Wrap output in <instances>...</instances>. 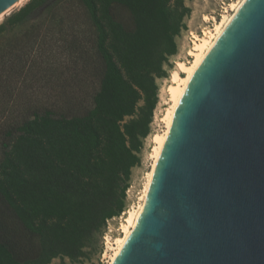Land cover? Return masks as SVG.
Returning <instances> with one entry per match:
<instances>
[{"label": "trees", "instance_id": "16d2710c", "mask_svg": "<svg viewBox=\"0 0 264 264\" xmlns=\"http://www.w3.org/2000/svg\"><path fill=\"white\" fill-rule=\"evenodd\" d=\"M77 1L97 32L99 89L82 114L29 105L22 117L0 122L13 124L0 130V264L81 261L108 219L124 211L132 168L151 132L157 78L168 75L191 13L185 0ZM54 2L30 0L0 24L1 101L23 105L11 82L30 67L20 40L5 36Z\"/></svg>", "mask_w": 264, "mask_h": 264}, {"label": "water", "instance_id": "95a60500", "mask_svg": "<svg viewBox=\"0 0 264 264\" xmlns=\"http://www.w3.org/2000/svg\"><path fill=\"white\" fill-rule=\"evenodd\" d=\"M113 264H264V0L244 2L194 74Z\"/></svg>", "mask_w": 264, "mask_h": 264}, {"label": "rangeland", "instance_id": "374dc122", "mask_svg": "<svg viewBox=\"0 0 264 264\" xmlns=\"http://www.w3.org/2000/svg\"><path fill=\"white\" fill-rule=\"evenodd\" d=\"M29 1L24 0L10 12L3 14L0 17V24ZM232 1L234 0H185V4L191 8V13L185 17L187 28L176 38L178 52L170 56L168 64L165 65L168 75L157 78L159 99L154 110L151 132L144 140L140 154L141 164L132 168L124 211L108 219L103 231L96 234L93 242L86 248L88 255L81 261L57 257L51 264H107L108 258L104 257L107 251V237L114 241L121 234L120 227L125 212L131 205L137 203L142 195L145 174L151 164L149 158L152 149L151 135L163 126L160 120L166 106L163 86L166 85L172 69L176 67V61L179 58L186 60L191 47L192 32L201 33V29L207 25L204 17L215 16L216 19H221L223 8ZM120 11L124 19L130 22L128 12ZM12 36L20 40V46L26 51L25 60L30 67L24 79L15 84L11 82L13 93H18L22 97L23 105L20 103L11 105L14 101L12 98L0 100V122L5 117L14 120L22 117L29 105L35 109L49 108L57 114L68 116L82 114L93 106V97L99 89L104 64L97 50V32L87 12L77 0H55L53 5L35 14L22 28L5 37ZM6 41L5 38L4 42ZM142 103L143 101H140L139 105ZM134 117L136 115L128 116L126 120ZM9 125L13 124L0 123V130Z\"/></svg>", "mask_w": 264, "mask_h": 264}, {"label": "bare ground", "instance_id": "6f19581e", "mask_svg": "<svg viewBox=\"0 0 264 264\" xmlns=\"http://www.w3.org/2000/svg\"><path fill=\"white\" fill-rule=\"evenodd\" d=\"M23 1L24 0H18L14 6ZM245 1L246 0L232 1L227 7L223 8L224 10L219 20L215 17L205 16L204 20L206 22H211L213 20V27H204L201 35H195L189 50L192 59L186 61L179 58L176 61V67L172 69L170 77L162 89L166 96L164 97V105L166 106L162 111L160 119L163 126L151 135L152 149L149 156L151 164L145 174L142 195L139 197V201L131 205L128 211L125 212L120 227L121 234L117 236L114 241H112L110 237H107V251L104 256L108 258L107 264H113L137 226L138 220L146 205L158 160L172 129L176 110L184 97L190 81ZM5 13L6 12L0 14V17Z\"/></svg>", "mask_w": 264, "mask_h": 264}, {"label": "built area", "instance_id": "2783aa9c", "mask_svg": "<svg viewBox=\"0 0 264 264\" xmlns=\"http://www.w3.org/2000/svg\"><path fill=\"white\" fill-rule=\"evenodd\" d=\"M213 18L215 17V16H212ZM216 18V17H215ZM205 21V20H204ZM206 22V21H205ZM206 24L207 25H204V27H213V21H211V22H206ZM209 24V25H208ZM203 27V28H204ZM203 33V29H201V33H193L192 32V34H191V38H190V40H191V44L193 43V39L195 38V35H201ZM190 50V49H189ZM190 59H192V55H190L189 54V51L187 52V56H186V60L187 61H189Z\"/></svg>", "mask_w": 264, "mask_h": 264}]
</instances>
